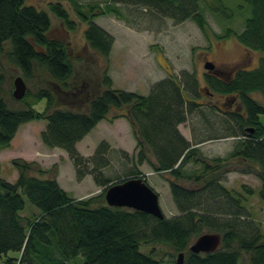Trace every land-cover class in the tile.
<instances>
[{
  "label": "trees",
  "instance_id": "obj_1",
  "mask_svg": "<svg viewBox=\"0 0 264 264\" xmlns=\"http://www.w3.org/2000/svg\"><path fill=\"white\" fill-rule=\"evenodd\" d=\"M72 1L80 19L88 22L86 41L106 59L97 84L83 96L78 90L84 84H72L77 70L67 42L47 34L51 28L49 12L25 4V0H0V148L10 145L21 124L45 118L47 125L40 133L43 143L64 149L77 179L91 174L104 190L75 197L60 184L58 171L46 176L50 169L39 167V174L30 173L36 162L14 157L16 181L0 175V264H14L17 256L9 252L21 250L25 264H162L152 251L141 249L143 243L151 241L168 242L183 251V264H264V232L243 203L244 194L223 183L227 165L233 159L258 163V174L263 178L259 193L264 200V122L260 118L264 103L253 95L258 91L264 96V0H243L251 14L245 17L241 32L228 27L216 34L219 38L236 36L246 47L260 50L263 55L257 67L238 68L229 80L208 71L204 74L207 89L238 94L244 109L243 113L227 112L240 127L243 139L228 155L214 157L203 156L178 127L194 105H201L195 100V94L201 92L196 74H189L188 83L183 85L176 73H170L155 82L147 95L114 87L109 62L115 37L94 18L108 14L125 18L122 5L138 6L176 22L191 19L208 35L210 25L204 4L211 12L229 18L234 17L235 10L224 0ZM49 7L65 28L75 29L76 21L62 1H53ZM3 56L20 68L26 82L42 70L62 92L48 84V77L39 76L37 84L33 82L35 89L27 87L26 94L16 99L14 83L6 85ZM8 98L18 104H10ZM59 98L67 103L59 104ZM42 99L46 100L45 107L38 110L36 104ZM124 107L128 108L123 115L133 124L138 141V163L147 161L158 172L169 173L178 209L171 217L159 218L143 210L109 205L105 192L113 178L105 173L112 163L108 142H99L91 155H84L77 147L101 120L108 118L112 108ZM149 153L154 155L153 160ZM192 160L200 161L202 168L187 171L185 165ZM251 170L241 168L242 172ZM127 174L142 176L152 186L137 166ZM183 179L193 180L195 186L182 184ZM20 189L39 208L33 218L22 213L26 201ZM204 226L220 233L221 244L213 251L194 252L189 249L190 240L203 233ZM244 253L248 255L246 261ZM80 256L83 260L78 261Z\"/></svg>",
  "mask_w": 264,
  "mask_h": 264
},
{
  "label": "rangeland",
  "instance_id": "obj_2",
  "mask_svg": "<svg viewBox=\"0 0 264 264\" xmlns=\"http://www.w3.org/2000/svg\"><path fill=\"white\" fill-rule=\"evenodd\" d=\"M53 1H62L67 7L71 17L76 21L75 29L65 28L62 20L50 10L49 4ZM77 1L84 4H104L107 0ZM224 2L235 10L233 18H229L221 12L220 14L211 12L204 4L205 15L210 25L208 35L191 19L176 22L170 17L138 6L122 5L125 18H118L114 14L95 17L94 20L115 37V45L109 62V72L114 78L113 86L147 95L155 82L169 77L170 73L174 72L183 85L188 83V75L195 73L201 89L206 85L204 78V74L207 72L204 66L206 60H212L218 68L225 72L235 71L238 68L257 67L260 57L263 55L262 51L246 47L236 36L217 37V33H223L228 27L241 32L245 27V17L251 14L250 7H247L243 0H224ZM25 4L35 5L38 9H46L49 12L51 28L47 34L50 37L63 38L67 42L70 56L77 70L72 84L75 86L84 84L78 92L80 96L85 95L88 88L97 84L100 68L106 62V59L96 53L86 41L84 32L88 22L80 19L72 0H25ZM239 4L244 6L240 8ZM2 61L6 71V85L10 86L16 76H22V72L5 56L2 57ZM37 73V77L26 82L29 88L35 89L33 82L37 84L40 76L48 77L49 82L51 81L48 84L58 93L62 92V89L52 82L49 74L42 70ZM202 90L203 93L195 94V100L199 101L201 105H194L193 111L178 127L191 144L206 141L200 147L198 146L203 156H226L233 148L237 147V142L244 137L240 134V127L235 124L227 110L243 113L244 109L241 104L239 107H234L235 105L232 104L236 102L230 100V96L215 91L214 96L210 97L204 92V89ZM253 95L264 103V96L260 92H253ZM59 99V104L67 103L63 98ZM8 102L18 104L10 98H8ZM216 103L221 109L214 105ZM45 104L46 100L42 99L36 104V108L43 110ZM127 108H112L108 118L105 121L101 120L102 122L97 124L96 129L86 135L78 149L81 150V153H91L96 148V143L103 140L108 142V156L112 163L106 168L105 173L113 178L112 183L126 179L127 173L137 166L159 193L160 205L165 215L171 217L178 213V209L170 190L169 173L158 172L146 162L138 163L137 154L140 149L133 124L127 116L123 115ZM260 118L264 122V114ZM46 125L47 119L45 118L33 119L20 125L10 145L0 148V175L11 181H16L14 173L18 171L13 166L12 159L23 157L36 162L30 173L39 174L37 171L39 167L50 169L45 174L46 176L60 170L62 185L71 195L88 197L102 193L104 187L97 185L91 174H87V177L85 176L81 180L77 179L73 163L64 149L50 148L43 143L40 133ZM149 155L154 158L152 153ZM243 167L252 168V170L242 172L241 168ZM260 167L258 163L235 158L232 160V164L227 165L228 172L225 174L223 183L233 191L244 194L243 203L251 211L253 218L264 232V200L259 193L263 185V178L258 174ZM201 168L200 161L192 160L185 165L187 171ZM182 184L195 186L193 180L187 179H183ZM246 187L253 188V191L247 190ZM19 191L26 201L22 213L33 218L39 208L29 201L22 189ZM202 230L203 233L215 232L206 226ZM198 236L193 235L190 244ZM141 249L145 252L152 251L162 260V264H174L181 251L173 244L161 241L143 243ZM17 253L9 252L14 256H17ZM18 255L20 256V253ZM247 256L244 253V261L247 260ZM81 260L83 259L80 256L78 261Z\"/></svg>",
  "mask_w": 264,
  "mask_h": 264
},
{
  "label": "water",
  "instance_id": "obj_3",
  "mask_svg": "<svg viewBox=\"0 0 264 264\" xmlns=\"http://www.w3.org/2000/svg\"><path fill=\"white\" fill-rule=\"evenodd\" d=\"M204 65L209 72L219 74L216 70V64L212 60H206ZM13 83V96L16 99H21L26 94L28 85L21 75L16 76ZM105 199L109 205L134 208L159 218L165 217L160 205L159 193L140 176H131L112 183L106 189ZM220 244V233L205 232L192 242L189 249L194 252H209L216 250ZM183 261L184 252L180 251L177 256V263L183 264Z\"/></svg>",
  "mask_w": 264,
  "mask_h": 264
},
{
  "label": "flooded vegetation",
  "instance_id": "obj_4",
  "mask_svg": "<svg viewBox=\"0 0 264 264\" xmlns=\"http://www.w3.org/2000/svg\"><path fill=\"white\" fill-rule=\"evenodd\" d=\"M216 70L218 71L219 74H216L214 72H209V73H214V74L220 76V78L225 79V80H229L231 78V76L235 73V71L225 72L224 70H222L221 68H218L217 66H216ZM202 89H204L205 90L204 92L207 93L210 97L214 96L215 91H210L205 86H202L201 87V92L202 93H203V90ZM221 94H223L225 96H230V100H235V102L238 103V104H236L234 102L235 104H232V105H235L234 107H236V106L239 107L240 106L241 102H240V99H239V95L238 94H236V93L235 94H231V93H221ZM192 101H193V98H192ZM197 102L199 103V101H197ZM217 104L218 103H216L214 105L215 106H218ZM226 104L229 105V106L231 105L230 103H226ZM219 109H221V108L219 107ZM223 111H226V110H223ZM227 111H229V110H227Z\"/></svg>",
  "mask_w": 264,
  "mask_h": 264
},
{
  "label": "crops",
  "instance_id": "obj_5",
  "mask_svg": "<svg viewBox=\"0 0 264 264\" xmlns=\"http://www.w3.org/2000/svg\"><path fill=\"white\" fill-rule=\"evenodd\" d=\"M114 45H115V42H114ZM114 45H113V48H114ZM113 48H112V51H111V54H112V52H113ZM113 77V76H112ZM113 80H114V78H113ZM106 120V118L105 119H103L102 121H105ZM101 121V122H102ZM99 124V123H98ZM97 127V126H96ZM96 127L93 129V130H95L96 129ZM92 130V131H93ZM84 139V138H83ZM82 139V140H83ZM82 140L81 141H79L78 143H77V147H79V144L82 142ZM204 142H206V141H198V142H196L194 145H196V146H199L200 147V145L202 144V143H204ZM99 144V142L98 143H96V147H97V145ZM53 148H56V147H53ZM96 149V148H95ZM95 149H94V151H95ZM81 151V150H80ZM93 151V152H94ZM93 152H91V153H83L84 155H91V154H93ZM151 160H153V158L151 157ZM144 162H146L147 163V161H144ZM142 164V163H141ZM61 173H60V170L58 171V174H57V179L59 180V182H60V184L62 185V181H61V175H60ZM14 175L16 176V178H17V176H18V172L17 173H14ZM87 177V176H86ZM11 181V180H10ZM63 186V185H62ZM81 196V195H80ZM80 196H75V197H80Z\"/></svg>",
  "mask_w": 264,
  "mask_h": 264
},
{
  "label": "bare ground",
  "instance_id": "obj_6",
  "mask_svg": "<svg viewBox=\"0 0 264 264\" xmlns=\"http://www.w3.org/2000/svg\"><path fill=\"white\" fill-rule=\"evenodd\" d=\"M205 66V65H204ZM22 251V250H21ZM19 253V252H18ZM18 253H17V260H19V262L20 263H23V264H25L26 263V261L25 260H23V258H22V254H20V256L18 255ZM16 260V261H17Z\"/></svg>",
  "mask_w": 264,
  "mask_h": 264
},
{
  "label": "built area",
  "instance_id": "obj_7",
  "mask_svg": "<svg viewBox=\"0 0 264 264\" xmlns=\"http://www.w3.org/2000/svg\"><path fill=\"white\" fill-rule=\"evenodd\" d=\"M14 264H23V263H20L19 260H17Z\"/></svg>",
  "mask_w": 264,
  "mask_h": 264
}]
</instances>
